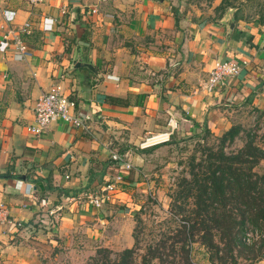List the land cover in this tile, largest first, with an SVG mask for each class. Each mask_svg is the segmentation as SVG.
I'll return each instance as SVG.
<instances>
[{
	"label": "crops",
	"instance_id": "0c3cea01",
	"mask_svg": "<svg viewBox=\"0 0 264 264\" xmlns=\"http://www.w3.org/2000/svg\"><path fill=\"white\" fill-rule=\"evenodd\" d=\"M0 9L14 12L0 16V204L12 221L0 225V264H40L89 243L128 247L133 211L152 187L151 147H137L144 137L167 130L170 116L171 138L222 134L239 113L264 114V20L209 17L174 0H0ZM15 40L25 46L20 58ZM214 59L240 69L207 94ZM52 84L85 126L57 121L35 136L26 126ZM112 149L132 167L95 208L80 194L110 179Z\"/></svg>",
	"mask_w": 264,
	"mask_h": 264
},
{
	"label": "rangeland",
	"instance_id": "374dc122",
	"mask_svg": "<svg viewBox=\"0 0 264 264\" xmlns=\"http://www.w3.org/2000/svg\"><path fill=\"white\" fill-rule=\"evenodd\" d=\"M194 13H205L209 17L219 15L220 12H230L244 20H264V0H174ZM222 8H225L222 10ZM231 125L239 129L238 135L231 142L225 141L222 151L232 153L240 148L245 140H251L253 144L264 150V114L255 111L242 112L236 115ZM223 134V133H222ZM211 132H202L200 135L189 134L172 136L167 143L152 146L144 156L145 180L152 183L150 192L143 193L136 204V210L132 216L131 241L128 247L133 248L132 264H208V250L199 241V234L193 235L191 242H185L183 248H187V258L182 253L178 241V227L182 223L183 214H173L169 209L170 200L175 196L177 204L189 208L191 198L182 199L177 196L181 189L182 179H188L189 173H196L201 177V172L206 168L208 153H215L219 147L222 135ZM199 136V137H198ZM253 170L258 175H264V159L261 158ZM114 193V192H113ZM111 196V194H110ZM109 196V198H110ZM181 200H186L182 202ZM188 205V206H187ZM246 236L253 238L249 224L245 225ZM118 228L123 229L124 223ZM253 240V239H252ZM264 243V242H262ZM85 250L75 253V249H61L56 255L46 256L40 264H85L95 254L96 248L92 243ZM119 245H123L122 243ZM123 248V249H124ZM256 249V248H255ZM245 248L240 255H234L231 260L227 257V264L234 260L237 264H259V260L253 258L257 250ZM264 254L263 248H259ZM111 257L122 249H109ZM84 251V252H83ZM160 255L159 259L151 257V252ZM215 262L220 264L216 259ZM211 264V263H210Z\"/></svg>",
	"mask_w": 264,
	"mask_h": 264
},
{
	"label": "trees",
	"instance_id": "16d2710c",
	"mask_svg": "<svg viewBox=\"0 0 264 264\" xmlns=\"http://www.w3.org/2000/svg\"><path fill=\"white\" fill-rule=\"evenodd\" d=\"M202 132L209 131L203 129ZM238 133L236 126H229L219 137L217 151L208 153L201 177L189 173L188 179H182L176 195L182 199L191 198L189 208L177 204L175 196L170 200V211L183 214L177 231L185 258L188 249L183 248V244L191 242L195 233H200L199 241L207 248V259L211 264H217L216 259L220 264H227V257L232 260L233 254L240 255L245 248H256L254 259L264 256L259 249L264 246V175L253 170L258 161L264 159V150L251 140H245L236 151L224 153L223 143L231 142ZM247 224L252 232L261 235L249 244L243 240ZM133 252V248H124L112 258L108 248L97 247L85 264H132ZM151 253V257L159 259L158 253ZM232 264L237 262L234 260Z\"/></svg>",
	"mask_w": 264,
	"mask_h": 264
},
{
	"label": "built area",
	"instance_id": "2783aa9c",
	"mask_svg": "<svg viewBox=\"0 0 264 264\" xmlns=\"http://www.w3.org/2000/svg\"><path fill=\"white\" fill-rule=\"evenodd\" d=\"M40 1L41 0H30L32 3ZM98 1L101 2L106 0ZM13 15V11L0 9V16H2L6 21L11 20ZM26 26L27 23L23 25L22 29L24 30ZM43 28L48 29L49 26L43 24ZM5 37L6 35H3V38ZM15 47L18 52L17 57L20 58L25 51V46L19 40H15ZM239 69L240 64L235 60L228 59L221 61L219 59H214L205 80L201 84V87L207 94L213 93L218 85H221L224 82L225 78L236 75ZM72 107L73 102L62 93L60 86L58 84H52L46 92L41 94L35 100L33 105V122L32 124L26 126V131L37 136L42 133L49 124L57 121L66 123L72 127H84L86 116L72 114L70 111ZM166 125L168 127L167 130L149 134L139 142L137 147L143 149L167 143L170 139L172 131L176 128V124L171 116L167 119ZM109 161L114 169L110 179L98 190L85 191L80 194L81 197H85L88 204L94 206L95 208H99L103 203L108 201L110 194L120 189L122 171L130 170L132 167L131 163L126 158V152H120L113 149L110 150ZM26 188H30L28 184H25V190ZM27 191L28 190H26V192ZM7 214V209L0 204V225L12 222L8 219ZM15 225L19 226L20 223L17 222ZM246 235L247 234L245 233V237L243 238L246 244H249L252 239H259V236H261L257 232H252V239Z\"/></svg>",
	"mask_w": 264,
	"mask_h": 264
}]
</instances>
